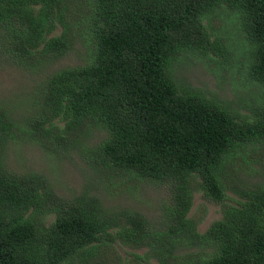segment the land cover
Here are the masks:
<instances>
[{"label":"trees","instance_id":"obj_1","mask_svg":"<svg viewBox=\"0 0 264 264\" xmlns=\"http://www.w3.org/2000/svg\"><path fill=\"white\" fill-rule=\"evenodd\" d=\"M65 1L72 0H0L9 54L21 60L40 44L42 52L64 51L68 27L45 35L56 19L62 22ZM221 11L228 15L227 36L233 23L245 44L241 56L234 57L230 39L211 22ZM87 14L91 61L51 72L40 85L38 110L20 131L54 149L83 126L103 129L105 136L86 152L90 164L167 184L164 223L154 227L129 209L109 213L87 192L58 197L43 175L12 173L0 162V264H80L103 240L146 248L133 254L139 264L150 258L156 264H264V182L243 190L203 232L187 216L192 176L204 197L222 201L226 158L238 147L264 143V95L247 104L248 114L236 115L173 76L177 59L197 53L225 68L240 65L244 79L264 88V0H92ZM13 125L0 110V149ZM49 211L54 218L47 225L36 220ZM193 249L209 251L198 256Z\"/></svg>","mask_w":264,"mask_h":264},{"label":"rangeland","instance_id":"obj_2","mask_svg":"<svg viewBox=\"0 0 264 264\" xmlns=\"http://www.w3.org/2000/svg\"><path fill=\"white\" fill-rule=\"evenodd\" d=\"M91 4L92 0L64 2V9L60 13L62 22L56 19L53 29L45 35L46 38L57 36L64 27H68L65 34L67 47L57 55L49 51L42 52L40 44L28 56L18 60L9 54L0 31V110L14 123L13 134L7 137L6 146L0 149V162L12 173L32 171L43 175L58 197L70 199L87 192L96 196L109 213L121 209L134 210L154 227H162L161 204L169 202L167 184L130 178L125 173L101 171L90 164L86 152L105 136L103 129L93 125L83 126L73 134L61 137V142L53 144L54 149L20 131L26 124L23 119L38 110L40 85L51 72L91 61L93 44L85 20ZM223 13L221 11L213 16L211 22L216 29L226 34V39H230L229 44L234 46V57L241 56L245 44L239 39V32L233 23H228L227 36L224 19L228 15L223 17ZM204 57L186 52L173 64L174 79L185 88L199 89L205 96L224 103L236 115L248 114L247 104L262 97L264 88L244 79L240 65L231 62L225 68L222 61L217 64ZM48 146L53 150L48 149ZM199 181L198 176L189 179L191 206L187 216L195 222L197 231L203 232L211 222L222 217L223 208L234 204L243 190L264 182V143L238 147L226 158L219 173V183L226 195L222 201L204 197L198 187ZM53 218L54 213L50 211L36 215V220L43 225ZM145 251L144 247L127 246L119 240H103L102 243H95L92 255L86 256L82 263L80 259L78 262L139 264L133 254ZM193 251L203 256L209 249ZM143 264H156V260L150 258Z\"/></svg>","mask_w":264,"mask_h":264}]
</instances>
